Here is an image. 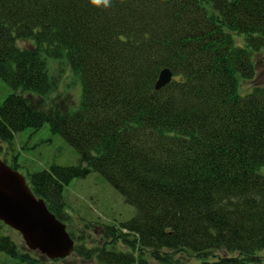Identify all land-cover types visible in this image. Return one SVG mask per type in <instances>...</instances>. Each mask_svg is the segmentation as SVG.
<instances>
[{
	"label": "trees",
	"instance_id": "trees-1",
	"mask_svg": "<svg viewBox=\"0 0 264 264\" xmlns=\"http://www.w3.org/2000/svg\"><path fill=\"white\" fill-rule=\"evenodd\" d=\"M58 59L78 79L80 101L45 111L34 98L56 89L47 61ZM259 66L264 0H0V79L11 89L0 141L47 124L80 156L85 166L25 177L66 225L75 255L99 264H264V84L240 91ZM164 69L172 80L156 90ZM91 171L135 209L127 222L94 223L93 246L68 229L64 196ZM10 232L0 222V264L64 260Z\"/></svg>",
	"mask_w": 264,
	"mask_h": 264
},
{
	"label": "rangeland",
	"instance_id": "rangeland-1",
	"mask_svg": "<svg viewBox=\"0 0 264 264\" xmlns=\"http://www.w3.org/2000/svg\"><path fill=\"white\" fill-rule=\"evenodd\" d=\"M27 45L25 43V46ZM61 61L64 64H60ZM47 65L49 76L56 82V89L45 99L35 97V106L48 111L55 103L63 107L65 102L70 109H74L81 95L78 79L69 69L65 59L48 60ZM261 84H264V66L258 67L253 81L242 83L240 91L246 95L253 87ZM10 93L11 89L0 79V105ZM0 156L17 164L18 172L24 177L34 172L48 170L52 166H85L75 149L59 135L51 133L47 124L39 130L27 129L15 135L10 144L0 141ZM64 196L67 205L69 204L68 214L71 217L68 229L75 233L76 237L82 234L88 237L89 246L100 245L98 233L101 232V227L94 223L99 225L124 223L135 214L134 207L126 204L120 193L103 176L94 171L89 172L85 177L73 179L65 187ZM86 222L96 227L90 225L89 229H85ZM10 233L19 243L24 244L19 233L14 230ZM180 257L184 261L194 259L188 255ZM60 264L99 263L74 253Z\"/></svg>",
	"mask_w": 264,
	"mask_h": 264
},
{
	"label": "water",
	"instance_id": "water-1",
	"mask_svg": "<svg viewBox=\"0 0 264 264\" xmlns=\"http://www.w3.org/2000/svg\"><path fill=\"white\" fill-rule=\"evenodd\" d=\"M172 73L160 72L155 83L159 90L169 84ZM0 222L20 234L26 248L48 260L66 259L74 252L75 242L64 223L37 198L26 178L0 160Z\"/></svg>",
	"mask_w": 264,
	"mask_h": 264
},
{
	"label": "flooded vegetation",
	"instance_id": "flooded-vegetation-1",
	"mask_svg": "<svg viewBox=\"0 0 264 264\" xmlns=\"http://www.w3.org/2000/svg\"><path fill=\"white\" fill-rule=\"evenodd\" d=\"M1 158H0V160L1 161H3V162H5L9 167H11L13 170H15V171H17L18 172V170H16V169H14V165H17V164H14V163H12L11 161H9L8 159H2L3 157L2 156H0ZM22 175V174H21Z\"/></svg>",
	"mask_w": 264,
	"mask_h": 264
},
{
	"label": "clouds",
	"instance_id": "clouds-1",
	"mask_svg": "<svg viewBox=\"0 0 264 264\" xmlns=\"http://www.w3.org/2000/svg\"><path fill=\"white\" fill-rule=\"evenodd\" d=\"M91 2L95 5L97 4L98 0H91ZM103 3L105 7L111 6V0H103Z\"/></svg>",
	"mask_w": 264,
	"mask_h": 264
}]
</instances>
